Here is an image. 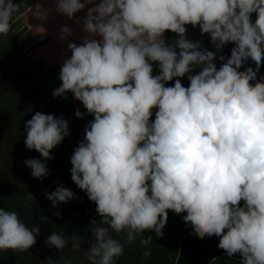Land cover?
<instances>
[{"label": "clouds", "instance_id": "9594fccd", "mask_svg": "<svg viewBox=\"0 0 264 264\" xmlns=\"http://www.w3.org/2000/svg\"><path fill=\"white\" fill-rule=\"evenodd\" d=\"M55 4L68 19L86 9L79 19L87 35L68 43L71 55L52 95L72 93L94 117L70 157L71 180L100 217L90 222L91 264H115L125 244L146 231L162 236L169 210L186 213L184 223L199 239L218 237L217 247L229 257L238 254L240 264H264V0ZM18 10L14 0H0V35L10 32ZM188 25L208 35L215 51L190 41ZM59 32L60 40L73 35L67 25ZM167 32L176 34L171 43ZM227 44L234 47L226 57ZM249 62L255 68L245 67ZM185 76L188 87L181 83ZM84 115L76 109L77 118ZM25 129L26 148L44 161L70 135L66 119L39 111ZM24 164L41 182L50 175L41 159ZM45 196L53 208L76 198L62 184ZM112 232L124 233V243ZM39 235V225L30 229L17 212L0 207V251H28ZM71 239L81 247L79 235ZM67 243L56 232L45 239L57 251Z\"/></svg>", "mask_w": 264, "mask_h": 264}, {"label": "trees", "instance_id": "16d2710c", "mask_svg": "<svg viewBox=\"0 0 264 264\" xmlns=\"http://www.w3.org/2000/svg\"><path fill=\"white\" fill-rule=\"evenodd\" d=\"M41 1L26 0L20 4L12 22L19 19L23 24V29L7 42H3V35H0V62L4 64V60L7 58H19L25 55L23 51L19 50L18 42L24 31L30 27V36L33 42L30 53L37 63L36 68L30 73H19L15 69H11L12 77H9L10 81L0 92V111L6 96L7 86L13 81H20L34 87L35 89L31 91L34 99L42 94L40 89H47L49 102L52 103L54 111L57 112L56 117L66 119L69 129L75 133L73 135L74 138L65 140L66 145L62 146L57 156L51 151L54 159L47 160L46 163L50 171V175L45 177L48 187L47 191L50 193L62 184L64 187L71 189L76 198L65 204H59L56 208L52 207V203L49 200V203L41 207L37 213L31 212L22 200H17L18 196L13 195V193L17 192L19 185L23 183L27 185L29 180H37L32 177L31 169L24 164V161L31 158L41 159L43 162L44 160L37 151L26 148L24 143L26 138V118L23 115H18L20 119L17 116L7 117V114L4 113L0 117V150L5 153L4 155L2 154L4 160L1 161V164L3 166L5 163L10 173L1 172V185L6 191L0 198V207L7 211L17 212L21 221L30 229L39 225L40 235L36 238L35 246L28 251H0V264H30L29 260L34 261L35 255H40L42 250H44L42 248L44 242L41 243V240L45 241L52 232L68 238L66 248H69L73 242L71 239L72 234L79 235L81 242L88 238L91 245L94 241V237L91 235V229L94 225L90 224V222L92 220L99 221L100 219L96 213L95 203L90 201L87 194L72 182L70 174L72 167L70 157L83 139L85 126L94 117L86 113L81 102L75 100L72 93H68L67 99L53 97L52 95L53 91L61 84L59 73L63 60L71 55L67 49L68 43L75 42L79 44L81 43V38L87 34L82 31V21L80 19L78 21L79 25L78 23H73L75 17L73 20L63 21L60 19V21H55V17L64 16L58 14L55 9L50 14L53 21H47L44 26L41 25L39 11ZM253 17L255 18V14H253ZM62 25H67L73 30V35L66 40L59 39V30ZM176 38V34L166 33V39L170 43ZM226 46L230 50L234 47L233 44H227ZM45 66H50L51 74L45 83L36 85L35 79L39 71ZM248 66L255 68V65L251 64V62L245 67ZM158 73L159 69L156 66L154 67V74ZM260 75H264V67L261 68ZM174 82H168L166 86H174ZM181 83L185 86L183 80H181ZM29 102L32 103L31 100ZM24 108L25 106H19L22 112ZM77 108L85 113L82 119L75 116ZM154 118L155 116L153 115L152 119L154 120ZM13 130L16 131V135H14ZM11 153L14 154L15 159L10 158ZM17 161H20V163H17ZM11 189H13L12 192H10ZM40 200L43 201L44 198L40 196ZM56 212L61 213L62 218L54 215ZM184 215L186 213L178 215L169 210L168 221L163 229V235L157 237L155 232H144L133 243L125 244L124 253L116 260L115 264H240L241 258L238 254L229 257L217 247L219 243L218 237L199 239L194 234L191 226L184 223ZM42 219L46 220L42 221ZM110 234L113 238L120 240L121 243H124L126 239L124 233L116 234L112 232ZM142 240L146 242L142 243ZM145 252L148 255H144Z\"/></svg>", "mask_w": 264, "mask_h": 264}, {"label": "rangeland", "instance_id": "374dc122", "mask_svg": "<svg viewBox=\"0 0 264 264\" xmlns=\"http://www.w3.org/2000/svg\"><path fill=\"white\" fill-rule=\"evenodd\" d=\"M16 2V0H14ZM23 29V24L19 21V19H16L14 22H12V28L10 32L7 35H3L2 41L7 42L9 41L15 34L20 32ZM187 38H189L190 34H194V36L198 37L196 41H201L205 47H207L211 51H215L214 46L210 43V37L208 35H201L199 28H192L191 25L187 26ZM27 30V29H26ZM25 30V31H26ZM24 40V39H23ZM26 41V42H25ZM25 41L21 44L19 47L25 55L19 58H7L4 60V64L0 62V92L4 88V86L10 81L9 77H12V70L15 69V71L19 73H30L32 72L36 66L37 63L32 58V54L30 53L31 46L33 45L30 34L25 37ZM29 44H26V43ZM225 55L226 57L230 55V49L229 47L225 46L223 49V52L221 53ZM217 62V66H220L221 61L217 58L214 63ZM219 68V67H218ZM51 74V68L50 66H45L43 69H41L35 79V84L40 85L47 81ZM32 89H35L34 87L28 86L27 84L20 82V81H13L11 84L7 86V89L5 91L6 96L3 101V104L1 106L0 111V117L6 113L7 117H14L18 115H23L26 118V122L32 118V116L35 114V112L39 111L44 114H52L54 116L57 115V112L54 111V107L51 102H49V95L46 92V88L40 89L42 91V94L38 95L36 99L32 98L33 95L31 93ZM44 92V93H43ZM68 97V94H67ZM32 98V99H31ZM63 99V98H61ZM31 100L32 103L29 101ZM19 106L23 107L25 106L23 112L21 109H19ZM26 110V112H25ZM18 119H20L18 117ZM14 135H16V131L13 130ZM74 131L70 130V135L65 137L63 142L58 145L56 148H54L53 153L55 156L58 155L59 151H61L62 146H65V140L69 138H74ZM10 146V144H8ZM38 153V152H37ZM2 154L4 155V151L2 152L0 150V198L2 194H4V189L1 185L2 183V174L3 173H10L8 168L6 167V164L2 166L1 161L4 160ZM10 158L15 159L14 154L11 153ZM43 162V161H42ZM17 163H20V161ZM44 163H47V161H44ZM48 187L46 183V178L41 182L40 180H29L28 184L25 183L20 184L17 192H14L13 195L18 196V201L22 200L25 202L26 206L30 209L31 212L37 213L38 210L41 207H44L49 203V200L46 198L45 193H48ZM13 189L10 190L12 192ZM32 193L34 198L29 200L28 194ZM40 196L44 198L43 201H39ZM65 204L61 203L60 205ZM47 237V236H45ZM44 238V237H43ZM44 242V246L42 247L44 250H42V253L40 255H35L34 261L29 260L30 264H47V259L49 257L52 258V264H65V262H69V264H91V262L88 260V247L90 246V240L87 238L84 242L80 241L81 247L80 248H74L73 242L69 246V248H64L62 251H57L54 247L50 248L47 244H45V241L41 240V243ZM69 249V250H68Z\"/></svg>", "mask_w": 264, "mask_h": 264}, {"label": "crops", "instance_id": "0c3cea01", "mask_svg": "<svg viewBox=\"0 0 264 264\" xmlns=\"http://www.w3.org/2000/svg\"><path fill=\"white\" fill-rule=\"evenodd\" d=\"M24 1H26V0H16L15 3H19V5H20ZM54 9L56 10L55 0H42L41 1L40 10H39L40 11L41 25L44 26V24L47 21H51V22L53 21V19H52V17H51L50 14H51V12ZM85 13H86V9L84 11H81L78 14H76L75 15V20H74L73 23L74 24H77L78 23V25H79V22H78L79 21V18L82 17V16H84ZM42 17H46V19H44ZM60 19L63 20V21H68V20H73L74 18L73 19H68L65 16H60L59 18H57V17L54 18L55 21H60ZM252 19H253V21H255V18L254 17H252ZM28 34H30V27H28L27 30L24 31L23 35L20 37L19 42H18V48L21 46V44L23 43V41H25V37H27ZM188 39L190 41H193V42H195L197 39L199 40V38L196 37V36H194V34H190ZM31 42L32 41H30V43ZM26 44H29V43L27 42ZM32 44H33V42H32ZM19 50H21V49L19 48ZM215 63H217V62H215ZM217 67H219V66H217ZM193 74H195V72ZM180 79L184 81L185 87H188L189 86V81L187 79V76H185L184 78H180Z\"/></svg>", "mask_w": 264, "mask_h": 264}]
</instances>
